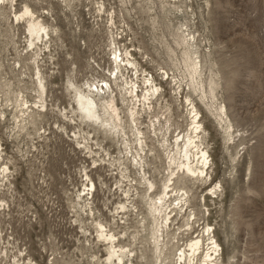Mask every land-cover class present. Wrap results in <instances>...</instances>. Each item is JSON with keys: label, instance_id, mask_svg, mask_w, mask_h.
I'll list each match as a JSON object with an SVG mask.
<instances>
[{"label": "rangeland", "instance_id": "rangeland-1", "mask_svg": "<svg viewBox=\"0 0 264 264\" xmlns=\"http://www.w3.org/2000/svg\"><path fill=\"white\" fill-rule=\"evenodd\" d=\"M26 5L55 33L42 56L26 20L14 18ZM126 49L138 81L161 87L156 112L139 122L153 190L123 140L83 119L75 101L74 88L117 77L114 53ZM41 101L46 111L27 109ZM193 107L210 163L199 180L168 158L178 135L192 132ZM165 118L155 136L152 120L159 129ZM0 165V264H109L99 224L133 252L124 264H177L198 236L205 253L214 237L218 264H264V0H2ZM173 170L188 202L158 260L150 208Z\"/></svg>", "mask_w": 264, "mask_h": 264}, {"label": "bare ground", "instance_id": "bare-ground-1", "mask_svg": "<svg viewBox=\"0 0 264 264\" xmlns=\"http://www.w3.org/2000/svg\"><path fill=\"white\" fill-rule=\"evenodd\" d=\"M16 1L17 0H11L12 3H15ZM14 18L16 20H26L28 43L30 44L32 51H35L37 48H39L41 50L42 56V53L44 54V51H46V45L50 43L55 33H53V31L50 30V27L44 24L40 17L37 16L36 13L27 5L25 6L24 12L20 14L15 13ZM38 42L40 43L41 48L39 47ZM35 56H38V52L35 54ZM114 56L115 59L113 65H116V67L113 72H117V77L114 80L110 77L109 80H101L99 83L88 82L86 84L87 89L85 91H81L79 88H74V85L71 84V86L74 88L75 101L77 103L78 109L81 111V116L83 119L105 127L107 130L114 133L123 140V145H127V148H130L129 150L131 152L129 153L132 155V158L134 160L133 163H136V166H140V168L144 171L142 180H144V182L150 186L149 189L153 190L155 188V185L153 184V182L146 178L147 174L145 171V167L142 165L144 156H148V153H146V147L148 146V143L146 134L141 129L142 126L139 122L142 116H152L153 113L156 112L157 106H159L162 97L160 93L161 87L156 84L154 79H150L149 77H145L142 82L138 81L140 78L139 76H141L138 69L139 65L136 60L133 59L132 53L127 49L125 52L120 51L119 55L114 53ZM41 60H43V58H41ZM37 64V80L42 90H40L42 92V95L40 93V97H43V94H46L47 90L44 85L42 70L40 69L39 63ZM194 68L195 73H197L198 66L195 65ZM129 70L136 73L135 75L137 77V81H135V79L131 80L130 82L122 81L124 72H127ZM113 72H111L112 75ZM119 74L121 75V77L119 76ZM117 91H119V94L117 93ZM118 95H120V100L118 99ZM97 98L99 99V101H97ZM120 104L122 106H126V111L124 110L126 113L121 112L122 108H120ZM30 108H32L33 110L35 108H38L41 111H46L45 109L47 108V105L44 101H41V106H27L28 110ZM193 110L195 115L193 117V129L191 134L178 135L176 142L173 143L174 148L170 153H168V158L170 159L169 165L171 169L173 166H176L178 164L177 168H180L179 173H187L188 176L199 180L200 178L204 177V175L207 176V170L210 163L208 162L209 156L202 147V125L200 124V120L198 121L199 114L195 107H193ZM123 113L128 116V127L127 125H125V121L122 117ZM154 118L157 119L161 126V117L155 114ZM130 121L132 122L133 126L129 124ZM152 123L155 136H158V131L162 132L166 128L169 123V119L165 118L166 125H162V128L159 129L156 128V124H154L155 120H152ZM128 128L130 129V132L133 133V140H131L132 137L129 135V131H127ZM168 130L169 129L167 128V131L164 134V138H166ZM132 146H134L133 149H135V152L133 151ZM170 147L171 146H169L167 150H169ZM175 147H177L176 151ZM1 168H3L2 165H0V173ZM8 171L9 168L6 167L3 169L2 173L6 174L8 173ZM175 174L176 173L173 170L168 180V184L166 183L164 186V193L162 192L159 198L152 201V205L150 208L151 213L154 217V250L156 251V254H159L158 260H161L160 257L163 254L165 247H167V243L165 242V233H167L169 221H176V217L179 214L181 215V212L185 209L188 202L186 198L187 192H185L183 189L178 190L175 187V180L178 179V176L175 177ZM88 187H92L94 189L95 184L92 183L88 185ZM173 197H176V200L174 199L175 204L173 203L170 205L169 203H171ZM120 209H122L123 212H127L128 207L125 204H121ZM177 210H179V213H177ZM173 216L174 219L172 218ZM98 228V237L108 245V256L106 262H108L109 264H124V258L129 259L132 251L127 250L126 247L120 244V237L118 238L116 234L112 233V230H108L107 227L102 224H99ZM182 228L183 227L179 228V231H182ZM210 240L212 241V243H210L211 247L209 248V251L205 253L203 248V239L200 238V236H198L196 239H191L188 242L187 247L184 250H180L181 252L179 254L177 264H192L195 261L197 264H218L217 257L219 245L215 241L214 237ZM199 257L201 258V260L199 259ZM198 259L200 260V262L198 261Z\"/></svg>", "mask_w": 264, "mask_h": 264}, {"label": "snow or ice", "instance_id": "snow-or-ice-1", "mask_svg": "<svg viewBox=\"0 0 264 264\" xmlns=\"http://www.w3.org/2000/svg\"><path fill=\"white\" fill-rule=\"evenodd\" d=\"M0 2H2V0H0Z\"/></svg>", "mask_w": 264, "mask_h": 264}]
</instances>
